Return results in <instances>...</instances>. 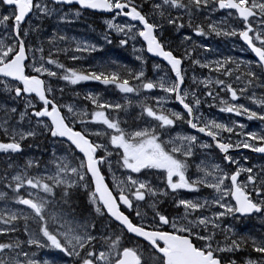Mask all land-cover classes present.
Returning <instances> with one entry per match:
<instances>
[{"label":"snow or ice","instance_id":"snow-or-ice-1","mask_svg":"<svg viewBox=\"0 0 264 264\" xmlns=\"http://www.w3.org/2000/svg\"><path fill=\"white\" fill-rule=\"evenodd\" d=\"M0 264H264V0H0Z\"/></svg>","mask_w":264,"mask_h":264},{"label":"rangeland","instance_id":"rangeland-1","mask_svg":"<svg viewBox=\"0 0 264 264\" xmlns=\"http://www.w3.org/2000/svg\"><path fill=\"white\" fill-rule=\"evenodd\" d=\"M99 23H100V21L97 20L96 24H99ZM82 31H83V25H81V24H77L73 27V29H71L72 34H79ZM98 31H99V29H98ZM212 43H213L214 47L219 48V50L221 52H223L224 54H231L233 56H242V57L246 56V53L239 52L238 46H237V49L234 51L233 45H231V44H225L223 42L216 43L214 41ZM108 49L104 53L94 54V55H96L97 60H100L103 58L113 60V56L114 57L118 56L119 59H116L115 61H117L119 63L128 64L129 61L130 62L132 61V57L130 58L131 55L129 52H124V51L120 50L119 48H116L117 51H120L119 54H117V56H116L113 52H111V50H108ZM128 66H131V65L128 64ZM101 87L102 86H99L93 82H88V83L84 84L83 87L80 89H83L85 91L90 90V89H97L98 90ZM213 114L216 115L220 119H227L228 118V116L226 114L216 113L215 110H213ZM235 119L239 120L241 123H244L246 125V130H255V129H258L261 127V125L259 124L258 121H246L240 117H236ZM240 151H241V153H247V150H240ZM249 227H252V226L249 225Z\"/></svg>","mask_w":264,"mask_h":264},{"label":"flooded vegetation","instance_id":"flooded-vegetation-1","mask_svg":"<svg viewBox=\"0 0 264 264\" xmlns=\"http://www.w3.org/2000/svg\"><path fill=\"white\" fill-rule=\"evenodd\" d=\"M114 46H110L108 50H112ZM236 49H237V46H236ZM114 58V57H113ZM131 58V56H130ZM115 60V59H113ZM130 65H131V62H130ZM132 66V65H131ZM83 85H80V86H77V90H80V88H82ZM247 154H250V158H251V161H255V162H258V157L257 155H254V154H251V153H247ZM256 227H260L259 225H256Z\"/></svg>","mask_w":264,"mask_h":264},{"label":"trees","instance_id":"trees-1","mask_svg":"<svg viewBox=\"0 0 264 264\" xmlns=\"http://www.w3.org/2000/svg\"><path fill=\"white\" fill-rule=\"evenodd\" d=\"M111 52H113V53L117 56V54H119L120 51H117V50H116V47L114 46L113 49L111 50ZM113 57H114V56H113ZM113 59L116 60V59H119V58H118V56H117V57H114ZM128 64H130V61H129ZM128 64H127V65H128Z\"/></svg>","mask_w":264,"mask_h":264},{"label":"water","instance_id":"water-1","mask_svg":"<svg viewBox=\"0 0 264 264\" xmlns=\"http://www.w3.org/2000/svg\"><path fill=\"white\" fill-rule=\"evenodd\" d=\"M256 155V154H255Z\"/></svg>","mask_w":264,"mask_h":264}]
</instances>
